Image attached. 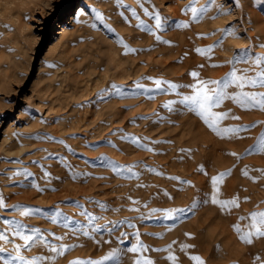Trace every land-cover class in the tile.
<instances>
[{
	"label": "rangeland",
	"instance_id": "374dc122",
	"mask_svg": "<svg viewBox=\"0 0 264 264\" xmlns=\"http://www.w3.org/2000/svg\"><path fill=\"white\" fill-rule=\"evenodd\" d=\"M259 24L264 0H0V264H264ZM135 32L162 74L103 82Z\"/></svg>",
	"mask_w": 264,
	"mask_h": 264
},
{
	"label": "bare ground",
	"instance_id": "6f19581e",
	"mask_svg": "<svg viewBox=\"0 0 264 264\" xmlns=\"http://www.w3.org/2000/svg\"><path fill=\"white\" fill-rule=\"evenodd\" d=\"M83 11V6H80L78 11H77V16H80L81 13ZM256 26V25H255ZM61 30L59 31V34H60V38L63 37L64 33L68 30L66 29V27L64 26V24L61 25ZM258 29L260 30L259 32L264 34V25H260L258 26ZM128 32L130 33V31L128 30ZM134 33V32H133ZM134 38H140L141 40L140 41H137V43L140 42V44H137V45H134L132 44L128 50L129 51H142L140 52L141 54H137V55H134V54H127V55H124L123 52L124 51H120L119 47H117L116 45V42L114 41H104L103 43H106L107 47L109 48V52H104V56L106 58L105 60V70L103 72H96L94 70H92V64H91V60H90V51L87 50L86 53H84V58L82 60V62L84 63V66L86 67V71L85 73H88V74H93V73H97L99 78H102L101 81L103 82H106V79H108L107 77H114V78H119V79H124L126 80L125 83H122V84H126L125 86H131L133 83H138V87H143L146 85V80H140L142 78H146L150 75V73H157L158 75H161L162 74V69L164 67L167 66L168 64V58H165L161 55V50L162 48H159L157 50H153V51H148V52H144V50H147V49H150L154 43L152 42V38L151 36H148V35H145L143 34L142 32L141 33H137L135 32L134 35ZM119 38V37H118ZM155 39V38H154ZM161 40V39H160ZM154 41V40H153ZM162 41V40H161ZM157 43V42H156ZM131 44V43H130ZM129 44V45H130ZM159 44V43H158ZM106 48V46L104 47ZM165 48V47H164ZM166 50V49H165ZM107 51V50H106ZM164 51V50H163ZM167 51V50H166ZM165 51V52H166ZM164 52V53H165ZM168 52V51H167ZM168 56V55H167ZM170 58V57H169ZM104 59V58H103ZM202 60H205V59H202ZM103 61V60H102ZM209 60H206V64H208ZM205 62V61H204ZM201 63H203L201 61ZM103 64V63H102ZM205 64V65H206ZM211 64V63H210ZM209 64V65H210ZM199 65V64H198ZM196 65V66H198ZM212 65V64H211ZM81 66V65H80ZM203 67V66H202ZM209 67V66H208ZM113 68V69H112ZM210 68V67H209ZM226 68H227V65H226ZM84 69H83V72H84ZM98 69V68H97ZM110 69H112V71H110ZM196 69V68H195ZM220 68H218V70H215L213 71L216 75H219L222 71L219 70ZM175 71V70H173ZM224 71V70H223ZM177 71H175L176 73ZM210 72V71H209ZM84 74V73H83ZM178 75V74H176ZM92 77V76H91ZM132 77V78H131ZM84 78V77H83ZM86 78V77H85ZM84 78V79H85ZM97 78V79H99ZM160 78V76H156V80H158ZM218 77H216L215 79H217ZM87 79V78H86ZM113 79V78H112ZM100 80V79H99ZM97 80V81H99ZM115 80V79H114ZM140 80V81H138ZM155 81V79H153ZM100 81V82H101ZM95 83V81H94ZM148 86H152V85H148ZM136 87V88H138ZM237 90V89H235ZM229 92V91H228ZM231 92V91H230ZM239 92V91H238ZM239 94V93H238ZM116 106V105H115ZM114 106V103L112 102H108V104L105 105V112H104V115H106V117H109V119H114V117H119L118 119H123L125 118V115L126 113H123L122 110L120 108H116ZM115 118V119H116ZM114 119V120H115ZM113 120V121H114ZM116 121V120H115ZM122 121V120H120ZM117 122V121H116ZM159 127V126H158ZM191 127V126H189ZM149 128V127H148ZM154 129V128H153ZM149 131V130H148ZM197 130L194 129V132H196ZM153 132V131H152ZM150 133V132H149ZM188 136V135H187ZM206 136V135H205ZM212 137V136H211ZM186 138V137H185ZM187 140V139H186ZM210 140V139H209ZM201 141V140H200ZM203 141V140H202ZM207 140L204 141V143L206 142ZM211 141V140H210ZM186 142V141H185ZM193 142V140H192ZM196 142V141H195ZM199 142V141H198ZM208 142V141H207ZM212 142V141H211ZM216 142H213L211 145L210 143V147L212 148V150H209L212 151L213 153L210 154V156H212V154H214V159L216 158V156H218V154L216 153L217 151V147L215 145ZM197 144V143H196ZM198 144H201V143H198ZM202 145V144H201ZM208 145V144H207ZM209 146V145H208ZM207 146V147H208ZM226 147V146H225ZM232 147H237L235 146L234 144L232 145ZM210 153V152H209ZM220 157V156H218ZM251 157V156H250ZM213 161V160H212ZM217 162V161H216ZM241 164L243 165L244 163H248L249 164H254V165H264V159L262 157H251V158H245L240 161ZM248 165H246V167H248ZM250 166V165H249ZM252 167V166H250ZM249 168V167H248ZM253 168V167H252ZM251 168V169H252ZM246 169V168H245ZM250 169V171H251ZM248 171V172H250ZM264 172V170H263ZM257 173V172H256ZM254 174H252L251 176H253ZM241 179V178H239ZM237 182V181H236ZM241 185L243 184V189L244 190H241L240 192V195L241 197L243 198H247L248 197V200L247 202H245V205L244 207L245 208H248L249 206H251L254 202V200L258 197V196H264V176H262V180H260L259 178L256 179L255 182H253L251 180L250 177H246L244 179H242V182H240ZM238 185H239V180H238ZM234 187V180L230 181V184L228 185L227 187V191L229 192L230 190H232ZM226 191V190H225ZM260 206V205H259ZM259 208V207H258ZM206 212V210H205ZM203 215V213H202ZM207 216V215H206ZM205 218V217H204ZM203 218V219H204ZM260 219V218H259ZM205 220V219H204ZM202 220V222L204 221ZM201 222V223H202ZM206 222V220H205ZM204 222V223H205ZM203 223V224H204ZM215 223V222H214ZM200 224V223H199ZM213 225V224H212ZM217 225V224H216ZM224 225V224H223ZM215 226V224H214ZM214 226L212 228H214ZM254 226V225H253ZM216 227V226H215ZM223 227V226H222ZM263 229V228H261ZM215 230V229H213ZM224 230V229H223ZM214 232V231H212ZM221 232H222V229H221ZM228 232V231H226ZM229 233V232H228ZM222 235H224L222 233ZM227 236V235H226ZM225 236V237H226ZM230 237V236H228ZM232 239V238H231ZM228 240V238L226 239V241ZM229 242L230 241V238H229ZM231 244V243H230ZM259 245H261L262 247H264V239H261V241L259 242Z\"/></svg>",
	"mask_w": 264,
	"mask_h": 264
}]
</instances>
